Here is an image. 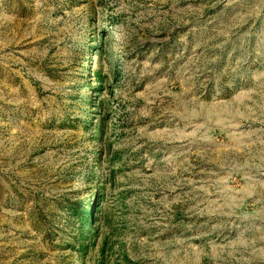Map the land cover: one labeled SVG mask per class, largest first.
<instances>
[{
  "label": "rangeland",
  "instance_id": "374dc122",
  "mask_svg": "<svg viewBox=\"0 0 264 264\" xmlns=\"http://www.w3.org/2000/svg\"><path fill=\"white\" fill-rule=\"evenodd\" d=\"M0 264H264V0H0Z\"/></svg>",
  "mask_w": 264,
  "mask_h": 264
}]
</instances>
